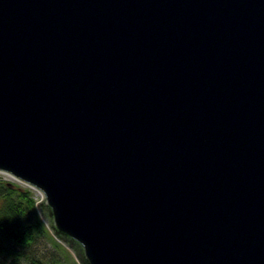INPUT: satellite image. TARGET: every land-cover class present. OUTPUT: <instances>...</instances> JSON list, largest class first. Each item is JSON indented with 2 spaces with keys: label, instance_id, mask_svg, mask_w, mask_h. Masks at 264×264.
<instances>
[{
  "label": "water",
  "instance_id": "1",
  "mask_svg": "<svg viewBox=\"0 0 264 264\" xmlns=\"http://www.w3.org/2000/svg\"><path fill=\"white\" fill-rule=\"evenodd\" d=\"M0 172L79 264H264V0H0Z\"/></svg>",
  "mask_w": 264,
  "mask_h": 264
},
{
  "label": "trees",
  "instance_id": "2",
  "mask_svg": "<svg viewBox=\"0 0 264 264\" xmlns=\"http://www.w3.org/2000/svg\"><path fill=\"white\" fill-rule=\"evenodd\" d=\"M49 230L32 189L0 179V264H49L32 251ZM50 264L68 262L54 259Z\"/></svg>",
  "mask_w": 264,
  "mask_h": 264
},
{
  "label": "rangeland",
  "instance_id": "3",
  "mask_svg": "<svg viewBox=\"0 0 264 264\" xmlns=\"http://www.w3.org/2000/svg\"><path fill=\"white\" fill-rule=\"evenodd\" d=\"M0 179L4 182L14 183L21 187H28L26 184L2 172H0ZM32 195L36 201L41 200L42 195L39 191L32 189ZM32 251L42 257L49 264L54 259L68 262V264H73L74 261L78 262L75 252L67 244L58 240L51 230H49L46 236H42L38 239L33 245Z\"/></svg>",
  "mask_w": 264,
  "mask_h": 264
},
{
  "label": "built area",
  "instance_id": "4",
  "mask_svg": "<svg viewBox=\"0 0 264 264\" xmlns=\"http://www.w3.org/2000/svg\"><path fill=\"white\" fill-rule=\"evenodd\" d=\"M5 174H7V173H5ZM7 175H9V176H11V177H13L12 175H10V174H7ZM14 178V177H13ZM16 179V178H15ZM17 180V179H16ZM42 195V194H41Z\"/></svg>",
  "mask_w": 264,
  "mask_h": 264
}]
</instances>
